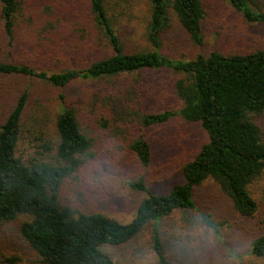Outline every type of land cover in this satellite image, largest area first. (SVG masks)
<instances>
[{
    "label": "trees",
    "instance_id": "obj_1",
    "mask_svg": "<svg viewBox=\"0 0 264 264\" xmlns=\"http://www.w3.org/2000/svg\"><path fill=\"white\" fill-rule=\"evenodd\" d=\"M226 1L248 22L264 24V10L254 9L253 0ZM145 2L140 14L141 0H0V238L4 224L21 220L20 235L43 264H116L104 247L136 240L149 225L156 264H176L162 221L194 211L218 230L196 200L207 181L218 185L245 225L257 213L264 131L255 117L264 113V46L173 57L161 50L172 17L200 47L206 3ZM136 11L145 45L131 49L122 31ZM161 70L173 75L177 110L146 108L151 100L159 103L162 92L160 80L145 83L143 73ZM10 78L23 79V86L10 88ZM176 116L207 134L183 165L182 183L155 193L143 174L129 180L143 195L127 222L72 202L68 184L97 156L99 135L125 139L148 167L152 144L144 130ZM250 244L264 259V232L252 234Z\"/></svg>",
    "mask_w": 264,
    "mask_h": 264
},
{
    "label": "rangeland",
    "instance_id": "obj_2",
    "mask_svg": "<svg viewBox=\"0 0 264 264\" xmlns=\"http://www.w3.org/2000/svg\"><path fill=\"white\" fill-rule=\"evenodd\" d=\"M204 2L207 7L204 44L200 47L193 45L174 16L164 33L161 47L163 52L173 57H189L212 49L250 50L264 46V24L248 22L226 0ZM145 3V0H141V5L138 6L140 14L146 11ZM251 6L264 10V0H253ZM138 14L136 11L132 24L122 31L131 49L145 45L141 44L144 40L141 31H137L141 26ZM125 25L126 20L121 21L118 27L124 28ZM143 77L145 83L160 80L161 84L162 95H157L159 103L149 101L150 104L146 106L149 111L180 108L181 101L172 91L171 72H144ZM2 79L4 78H0ZM7 82L10 88L18 90L23 86L24 80L10 78ZM255 118L264 131V113ZM136 126L140 129L139 125ZM144 133H147L152 144V160L148 167H142L138 163L125 139L99 135L100 140L95 147L97 156L68 184L66 193L73 196L72 202H77L81 207L102 211L123 222L130 221L137 201L143 194L131 190L127 182L143 174L153 192H167L174 185L182 183L183 165L207 139L206 132L198 123L187 122L180 116L149 127ZM254 194L258 210L254 219L248 220L245 225L246 221L233 210L218 185L207 181L197 190L196 200L199 210L211 214L219 229L207 227L194 211L176 212L164 219L161 225L169 257L176 264H264V259H259L252 253L250 244L252 234L264 232V173L255 184ZM20 224L21 220L17 219L3 225L0 264H43L35 250L21 237ZM151 229L152 226L149 225L136 240L119 246L107 245L104 250L113 257L116 264H156V257L148 243ZM170 244L172 248L169 247ZM5 256L19 259L15 263L3 262Z\"/></svg>",
    "mask_w": 264,
    "mask_h": 264
}]
</instances>
